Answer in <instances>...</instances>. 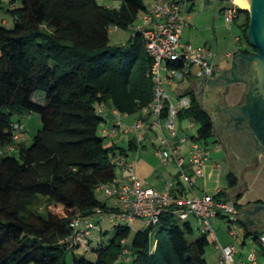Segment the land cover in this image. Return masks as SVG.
Returning a JSON list of instances; mask_svg holds the SVG:
<instances>
[{"label":"trees","instance_id":"16d2710c","mask_svg":"<svg viewBox=\"0 0 264 264\" xmlns=\"http://www.w3.org/2000/svg\"><path fill=\"white\" fill-rule=\"evenodd\" d=\"M20 1V6L11 3L9 9L15 25H0V148L15 144L12 124L20 121L12 119L14 114L36 112L41 127L30 146L19 148L20 156L0 154V264H68L69 252L71 264H129V252L133 264H208V235L189 240L194 232L190 221H180L172 211L163 213L157 224L138 230L131 245L124 242L131 226L113 225L114 236L96 250L94 262L75 255L80 247L70 248L68 239L77 238L80 229L71 220L93 217L96 208L109 209L96 188L116 183L111 159L129 153L116 144L105 145L99 129L106 119L95 106L110 101L120 113L133 115L154 98V83L148 77L153 61L142 35L135 33L124 46L110 45L111 29L129 28L148 11L147 4ZM238 13L244 17L240 28L249 45L250 13L242 8ZM242 52L253 54L257 49L249 45ZM37 93L45 95L43 104L33 101ZM179 96L191 99L179 119L195 122L193 138H212V119L194 91L186 89ZM128 149L138 150L134 140H129ZM228 179L234 186L236 179ZM220 196L226 198L223 191ZM237 207L240 210L241 205ZM263 232L253 231L254 239ZM81 249H90L89 239Z\"/></svg>","mask_w":264,"mask_h":264},{"label":"built area","instance_id":"2783aa9c","mask_svg":"<svg viewBox=\"0 0 264 264\" xmlns=\"http://www.w3.org/2000/svg\"><path fill=\"white\" fill-rule=\"evenodd\" d=\"M154 1L152 8L144 13L142 22L135 32L142 35L146 50L153 61L148 77L154 83V98L147 107L140 110V116L130 124L124 123V117L129 115L112 108L115 117L114 127L103 128V133L109 139L123 134L128 136L129 140L135 141V139L141 140L143 133L158 129L161 136L156 155L163 164L175 165L180 183L179 185L168 183L165 191L145 186L137 175L136 163L133 160L121 156L113 157L112 164L127 172L126 182L101 184L96 188L97 194L104 193L109 198L116 199V202L108 205L107 211L96 208L93 217H74L71 225L80 230L77 232V238L68 239L69 246L75 249L85 248L89 237L100 229L98 224L104 217L116 226H130L138 218L143 220L144 227H149L157 224L163 213L172 211L182 222L194 216L200 222L203 232L214 237L216 247L221 251L218 264H260L255 252H250L245 259L234 262L233 256L239 250L236 246L225 247L218 240L212 226V220L218 217L226 218L232 223L229 226L232 237L240 236V231H237L236 227L239 222V208L235 200L221 197V190L213 195L202 196L193 192L194 182L190 171L196 178H204L205 165L210 160L211 152L208 147L196 141L194 135L186 132V129L195 128V122L190 120L188 127L184 128L182 120L179 119V112L191 106L190 97H180L176 94V102H174L169 94L170 90L175 91L179 84L187 80L211 78L215 73L216 52L206 45L183 44L182 35L186 25L184 8L190 0ZM225 2V20L233 24L239 18L240 6L234 0H225ZM114 29L117 30V27ZM106 105L105 102L97 104L96 112L104 115ZM22 130L21 123L12 124L14 141L19 138ZM184 145L188 146L187 154L180 151V147ZM14 150L13 145H7L0 148V154L12 153ZM184 186L192 195L185 194ZM256 242L264 251V232Z\"/></svg>","mask_w":264,"mask_h":264},{"label":"crops","instance_id":"0c3cea01","mask_svg":"<svg viewBox=\"0 0 264 264\" xmlns=\"http://www.w3.org/2000/svg\"><path fill=\"white\" fill-rule=\"evenodd\" d=\"M197 1L198 0H190L186 6L187 9L185 10L187 13L185 15V27L188 26L192 29V38H195L196 36L194 34V28L196 29V26L199 25L200 21V15L191 14V11L197 4ZM221 1L220 3H222ZM220 3L218 4V8L220 11L224 12L225 7H222ZM240 18L244 20L243 16H240L239 19ZM3 23H6L5 19L3 20ZM185 27L183 34L185 33ZM236 43L238 47L234 52L227 50L225 53V57L232 59V61L224 67L215 64V73L211 78L190 79L179 84L175 88L178 95L186 89L193 90L196 94L199 105L210 115L214 126L213 137L221 148L220 152L222 153V160H224L227 167V176L225 180H222L221 176L218 175V163L209 164L211 157L205 165L204 178H196L192 171H190V175L192 176L194 182L192 187L193 192L199 196L208 194L205 189L206 182L209 184L212 183L211 181L214 179V176L217 175L218 180L215 183L213 193L221 190L226 194V198L233 199L235 201L237 200V196L240 194L242 195V197L236 201L241 205L238 223L240 225L239 235H242V237L237 239V244L232 243L231 239L227 236L223 237V243L220 242L225 247L237 245L241 246V248L238 249L239 251L233 256L234 262L245 259L246 254L244 248L256 245V240L254 239L252 232L264 231V227L258 226V224L264 220V200L259 198L255 201L244 202L245 191L247 190L248 183V173L255 171L258 168L257 165L264 160V77H262L259 72L257 62L246 60L240 56V53L249 47L247 43L244 45L243 39L240 35L236 37ZM217 44L216 38V45ZM215 52L217 54L218 50L215 49ZM107 116L114 117L112 107L108 110ZM107 116H104L106 122H108ZM139 116L140 114L137 117L132 118L131 115H129L124 121L127 120V124H130ZM151 131L152 130L145 134L143 133L142 139L145 137L148 138ZM18 141H21V136H19V138L15 141V148L19 145ZM139 148H141V146ZM187 150L188 146L186 145L180 147V151L183 154H187ZM138 154V157L144 160V162L140 160L141 164L147 163V155H142L141 152H138ZM126 157H128V155ZM166 165V171L163 172L164 174L166 173L165 176H163V181L158 178L155 182V187L153 186V188L160 191L167 190L168 183H174V185H179L180 183L177 177L175 165L173 163H168ZM168 166L171 167L169 168ZM117 175L118 177L115 184L126 182V177L128 175L126 171L121 170V172L117 173ZM137 175L142 182L150 178V176H142L138 173ZM229 176L236 179V183L232 187L229 186ZM175 178H177L176 182L173 180ZM183 188L186 190L185 186ZM185 194L188 196L192 195L189 190H186ZM257 201L261 202L258 203ZM191 217L192 216H190L189 221L193 227ZM219 227L221 228V224H219ZM198 230H200V234L204 233L201 226ZM248 232L250 235L246 236V233ZM214 244H216L215 240ZM215 250H218V257L215 259V263L218 264L221 259V251L217 249V247H215ZM260 250L264 254L261 247ZM258 260L260 263L261 255H259Z\"/></svg>","mask_w":264,"mask_h":264},{"label":"rangeland","instance_id":"374dc122","mask_svg":"<svg viewBox=\"0 0 264 264\" xmlns=\"http://www.w3.org/2000/svg\"><path fill=\"white\" fill-rule=\"evenodd\" d=\"M147 4V9L150 10L152 6L154 5V0H145ZM221 0H198L197 4L194 6V9L191 11V14L194 15H200V21L199 25L196 26V29L194 28V35L195 38H192L193 35H191V28L188 26L185 27V33L183 34V44H191L193 46H208L211 47L214 51L215 49L218 50L216 54V58L214 59V64H217L218 66L224 67L225 65L229 64L232 59L225 57V53L227 50L234 52L235 49L238 47L236 43V37L241 36L243 39L244 45L246 44L244 38H243V32L240 28V24L243 21L242 18L239 20H236L233 24L228 23L225 20L224 12L220 11L218 8V4ZM220 3L222 7L226 6V2L221 1ZM11 3H14L16 6L21 5L20 0H0V25H5L7 28H12L15 25L16 19L13 16L11 12H9V9L11 8ZM101 3H106L110 6H118L119 2H112V1H101ZM185 5L184 8V14L187 13L185 10L187 9ZM145 12H141L138 17L136 18L135 22L127 29L119 28L115 30L114 28L110 31V45L111 46H124L129 43L134 33L137 31L140 23L142 22V17ZM6 20V23H3V20ZM193 34V33H192ZM216 38H217V45H216ZM242 43V44H243ZM218 46V47H217ZM257 53V52H256ZM185 86V85H184ZM182 86V87H184ZM169 94L173 97L174 102H176V94L177 92L174 90H170ZM33 101L43 104L45 102V95L43 93H37L33 97ZM112 107L110 101H108L106 105V110L104 113V116H107L108 110ZM140 113H136L131 115L132 118H135ZM108 117V122L103 123L99 129V135L105 136V145L110 146L113 144H117L118 147L125 148L128 150L129 159L133 160L136 163L137 173L142 176H150L149 179H146V181H141L145 186H151L155 187V182L158 178H160L163 181V176L165 174L163 172L166 171V164H163L159 157L156 155V149L158 147L160 136L159 130H152L149 137H145L144 139H135V142H137V145L139 143V150H129L128 149V143L129 139L128 136H124L123 134H119L117 138H114L113 140L109 139L107 135L103 133V128H111L114 127L115 123V117ZM127 117H124V120ZM14 121H20L23 125V130L20 133L21 141H18V149L16 148L15 151H13L11 154L18 157L20 156V147L25 146L28 147L32 144L33 138L38 132V130L41 127V119L40 115L36 112L31 113H25V114H14L13 118ZM127 121V120H126ZM124 121L126 124L127 122ZM190 120L185 119L182 120V125L184 128L188 127ZM197 126H195L194 129H186V132L190 135H196L197 134ZM132 140V139H131ZM200 144L203 146H206L209 148L211 152V160L210 163H218V175L221 176L222 180H225L227 176V170H226V164L224 160H222V153L220 152L221 148L219 147L218 143L216 142L215 138H209L207 140H200ZM145 146V147H144ZM138 152H141L142 155H147V163L141 164L140 159L138 157ZM124 157V156H123ZM264 159V158H263ZM264 161V160H263ZM263 161L258 164V168L253 171L252 173H248V183H247V190L245 191V198L244 202L248 201H255L260 199L264 200V166ZM144 162V160H142ZM169 168L171 166H168ZM121 168L117 167L116 172L120 173ZM173 170V168H172ZM217 173V172H216ZM140 179V178H139ZM141 180V179H140ZM174 182H176L177 178L173 179ZM218 180L217 175L214 176V179L211 181L212 183L206 182L205 189L208 194L213 195L214 189H215V183ZM208 181V180H207ZM172 182V181H170ZM98 198L102 201L107 202L108 205H112L116 202V199L109 198L104 193H99ZM97 216V215H96ZM97 218V217H95ZM217 220V221H216ZM215 221L212 220V226L214 227L217 237L219 238L220 242H224L223 237L227 236L229 239H231L232 243L237 244V239L241 238V236L238 237H232L229 233L231 222H228V219L226 218H217ZM191 221L193 222L194 232L193 235H188L189 240H193L197 236L200 235V230L198 228L200 227V222L194 217H191ZM219 224H221V228L219 227ZM100 226V229L102 230V233L96 232L93 234V236L89 237L90 241V249H77L75 251V255L77 257H84L88 261L94 262L96 260V250L100 247H105L109 244L111 238L115 234V227L113 224L109 221L108 218L104 217L103 220L100 221L98 224ZM131 232L129 237L126 239L125 244L131 245L132 241L134 240V237L138 230L144 228V223L142 219H136L131 225ZM233 226V225H232ZM237 231H240V225L237 223L236 225ZM158 230V229H157ZM157 230H154V233L157 232ZM209 238V245L206 248V255L205 258L208 262V264H216L215 259L218 257V250H215L216 244H214V237L210 234H207ZM154 243V238H152ZM237 249H240L241 246L237 245ZM245 254L248 255L250 252H255L258 257L261 255L260 264H264V254L260 250V245L258 242H256V245L253 246H247L244 248ZM129 257L131 259L129 264H133L134 257L129 252ZM68 264H71L72 262V253H68ZM121 261H123V258H121Z\"/></svg>","mask_w":264,"mask_h":264},{"label":"water","instance_id":"95a60500","mask_svg":"<svg viewBox=\"0 0 264 264\" xmlns=\"http://www.w3.org/2000/svg\"><path fill=\"white\" fill-rule=\"evenodd\" d=\"M247 11L250 13V24L247 31L249 45L256 48L257 53L245 55L241 52L240 56L246 60L257 62L259 72L264 77V0H251V8Z\"/></svg>","mask_w":264,"mask_h":264},{"label":"bare ground","instance_id":"6f19581e","mask_svg":"<svg viewBox=\"0 0 264 264\" xmlns=\"http://www.w3.org/2000/svg\"><path fill=\"white\" fill-rule=\"evenodd\" d=\"M234 1L242 9L250 10L251 8V0H234Z\"/></svg>","mask_w":264,"mask_h":264},{"label":"flooded vegetation","instance_id":"af4514ba","mask_svg":"<svg viewBox=\"0 0 264 264\" xmlns=\"http://www.w3.org/2000/svg\"><path fill=\"white\" fill-rule=\"evenodd\" d=\"M253 54H256V53H253ZM246 73H247V71H246ZM248 73H250V72H248ZM260 148H262V147H260ZM258 226L259 227H264V220L260 224H258Z\"/></svg>","mask_w":264,"mask_h":264},{"label":"clouds","instance_id":"9594fccd","mask_svg":"<svg viewBox=\"0 0 264 264\" xmlns=\"http://www.w3.org/2000/svg\"><path fill=\"white\" fill-rule=\"evenodd\" d=\"M20 123V122H19Z\"/></svg>","mask_w":264,"mask_h":264}]
</instances>
